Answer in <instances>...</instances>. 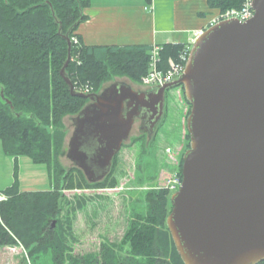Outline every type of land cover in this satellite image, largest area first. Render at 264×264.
<instances>
[{"label":"water","instance_id":"1","mask_svg":"<svg viewBox=\"0 0 264 264\" xmlns=\"http://www.w3.org/2000/svg\"><path fill=\"white\" fill-rule=\"evenodd\" d=\"M247 21L221 20L194 42L184 73L151 90L116 80L100 92H70L88 103L72 117L67 156L89 182L102 181L137 119L149 138L168 90L183 86L191 103L183 181L171 196L167 225L185 264H258L264 260V0ZM2 97L6 99L2 90ZM56 220L53 222V228Z\"/></svg>","mask_w":264,"mask_h":264},{"label":"trees","instance_id":"2","mask_svg":"<svg viewBox=\"0 0 264 264\" xmlns=\"http://www.w3.org/2000/svg\"><path fill=\"white\" fill-rule=\"evenodd\" d=\"M208 2L221 12L240 8L244 0ZM89 5V0H0V140L7 154L28 155L36 163L46 164L56 182L49 190L29 192L21 191L15 182L0 192L7 196L0 200V246L20 241L35 262L48 255L51 264H185L167 225L173 191L164 187L154 186L145 192L146 209L132 213L120 243L104 238L99 251L82 254H75L70 245L75 236L70 213L67 219L61 218L67 201L64 191L116 186L119 154L109 175L95 183L77 166L66 169L60 161L66 138L63 119L79 113L89 101L73 95L61 76L68 57V42L62 35L70 32L71 38H79L67 67L70 78L89 83L95 92L116 77L127 76L140 83L150 70L152 49L146 45H85L78 29L88 19L85 10ZM185 46L164 44L160 67L166 69L169 59H177ZM2 90L11 104L2 97ZM183 95L190 106L189 115L191 103L185 90ZM186 139L188 149V129ZM182 167L183 157L181 178ZM86 205V197L76 195L71 213Z\"/></svg>","mask_w":264,"mask_h":264},{"label":"rangeland","instance_id":"3","mask_svg":"<svg viewBox=\"0 0 264 264\" xmlns=\"http://www.w3.org/2000/svg\"><path fill=\"white\" fill-rule=\"evenodd\" d=\"M225 11L218 10L215 17ZM76 38L79 40L77 36ZM115 80L127 81L134 87L139 85L135 88L143 89V86L127 76L107 81L103 88ZM169 95L167 118L151 138L138 131L136 125L129 140L119 151L116 186L64 191L67 201L61 218L67 219L70 213L75 238L69 242L74 247L75 254L99 251L104 238L120 243L130 227L134 217L132 213L146 209L143 200L145 192L154 186L170 189L166 187L168 181L180 176V161L187 151V118L190 106L179 88H173ZM73 116L75 115H68L63 119L66 138L60 161L66 169L75 166L67 156L68 141L74 130ZM137 138L139 141H135ZM169 148L173 150L172 154ZM15 182L24 192L49 190L56 185L55 175L46 164L36 163L28 155L14 157L7 154L3 141L0 140V192ZM76 195L86 197L87 205L72 214ZM6 197L0 194V200ZM35 263L51 264L52 260L50 256L42 255L35 262L20 241L17 245L0 246V264Z\"/></svg>","mask_w":264,"mask_h":264},{"label":"crops","instance_id":"4","mask_svg":"<svg viewBox=\"0 0 264 264\" xmlns=\"http://www.w3.org/2000/svg\"><path fill=\"white\" fill-rule=\"evenodd\" d=\"M78 34L88 46L183 43L210 26L218 13L208 0H89ZM185 46V47H186Z\"/></svg>","mask_w":264,"mask_h":264},{"label":"built area","instance_id":"5","mask_svg":"<svg viewBox=\"0 0 264 264\" xmlns=\"http://www.w3.org/2000/svg\"><path fill=\"white\" fill-rule=\"evenodd\" d=\"M254 0H244L243 5L240 8H231L223 12L217 17H214L211 21V24L218 22L223 19L229 18H237L240 21L244 22L253 17L254 8H253ZM199 34H197L198 36ZM75 38V42L78 39ZM195 41V38L192 39V42ZM161 50L162 46L154 44L151 50L150 57V70L149 72L142 77L141 83L143 86H152V85H164L166 83L172 82L175 79L179 78L185 71L187 60L189 57L190 47H185L178 58H170L168 62V67L162 68L161 66ZM75 88L82 92L90 93L93 91V86L89 83H78L74 82ZM170 154H172L173 150L169 148ZM175 155V153H173ZM182 184V178L177 176L174 179L168 181L166 187H169L172 191H176ZM3 199V198H2Z\"/></svg>","mask_w":264,"mask_h":264},{"label":"flooded vegetation","instance_id":"6","mask_svg":"<svg viewBox=\"0 0 264 264\" xmlns=\"http://www.w3.org/2000/svg\"><path fill=\"white\" fill-rule=\"evenodd\" d=\"M135 87H139V85H137V86H135ZM155 87H157V86H147V87H143V89H141V90H151V89H154ZM182 88H183V87H179L180 92H181V91L183 92ZM138 89H139V88H138ZM169 93L171 94V90L167 91V93H166L164 114H163V117L161 118L160 122L158 123V125H157V127H156V129H155V132H156L158 126H159V125L161 124V122L163 121V118H164L165 114L168 112L169 102H170V95H169ZM136 125H137V129H138V131L142 132L143 135L146 134L147 136H149V133H148L147 131H145V132L142 131L143 125H142V120H141V119H137V120H136V123H135L133 129L135 128Z\"/></svg>","mask_w":264,"mask_h":264}]
</instances>
